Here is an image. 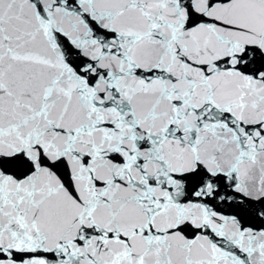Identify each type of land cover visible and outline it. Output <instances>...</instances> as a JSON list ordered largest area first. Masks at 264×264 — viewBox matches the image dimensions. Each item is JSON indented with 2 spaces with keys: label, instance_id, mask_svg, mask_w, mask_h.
<instances>
[{
  "label": "snow or ice",
  "instance_id": "1",
  "mask_svg": "<svg viewBox=\"0 0 264 264\" xmlns=\"http://www.w3.org/2000/svg\"><path fill=\"white\" fill-rule=\"evenodd\" d=\"M0 264H264V0H0Z\"/></svg>",
  "mask_w": 264,
  "mask_h": 264
}]
</instances>
